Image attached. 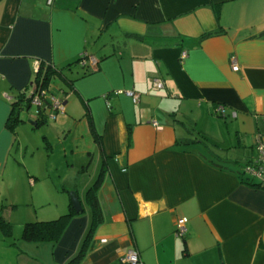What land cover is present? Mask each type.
<instances>
[{
  "label": "crops",
  "instance_id": "0c3cea01",
  "mask_svg": "<svg viewBox=\"0 0 264 264\" xmlns=\"http://www.w3.org/2000/svg\"><path fill=\"white\" fill-rule=\"evenodd\" d=\"M85 51L95 60L86 68L73 63ZM41 60L73 79L52 80L47 93L64 90V111L42 125L55 119L73 130L60 190H76L82 210L57 241L36 243L22 239L24 222L67 212V196L0 200V218L10 223L0 227V264H66L85 238L78 264H125L129 250L139 264H264V189L209 161L221 157L216 135L214 152L182 143L189 125L201 124L204 136L210 127L231 134L244 164L256 155L255 139H264V0H0V180L32 190L38 172L7 120L11 102L34 87ZM99 174L102 221L89 231L85 193Z\"/></svg>",
  "mask_w": 264,
  "mask_h": 264
},
{
  "label": "rangeland",
  "instance_id": "374dc122",
  "mask_svg": "<svg viewBox=\"0 0 264 264\" xmlns=\"http://www.w3.org/2000/svg\"><path fill=\"white\" fill-rule=\"evenodd\" d=\"M30 114L31 112L29 111H22L21 118H23L24 121L20 122L16 126L15 133L18 140L17 144L21 146L23 152L25 151L27 153V165L35 168L36 172H38L37 174L34 173L31 175H34L37 178L35 180H39V186L32 190L31 184H28V186L26 185V187L24 182L23 184L19 182L14 184L11 182H4L0 180V200H18L19 203L21 200L55 201L64 200V198L66 197H62L63 194L67 196V200H70L71 190H69V192H66L65 190H60V188L62 186L61 177H64L68 174V163H70V161L73 159L70 151H68V149L70 150V148L72 147L74 136L73 130H68L67 127L65 129L62 128V123L56 124L55 119L49 120L48 123L44 125L33 126L29 122ZM189 127L193 131V134H191L192 137L198 136V133H196L195 131H200V133H203L200 130L203 129L201 124H199L197 127H193V125H189ZM212 131L213 130H211L210 127V136H204L208 139L207 142L212 151H215L212 143L217 141L216 143H218L220 146L216 147L217 149H219L216 150V152L219 153L223 160H225V156L231 158L233 161L239 160L240 164L238 165L233 163L228 164L232 165V167L237 169L238 171L242 170L241 172L243 173L244 161L242 162L243 159L238 156V151L234 148H231V145H233L231 144V134H224L223 136H221L216 134V132L213 133ZM215 135L217 138H214L215 141H213L211 137H214ZM44 136H46V138L50 142L51 149L47 148V142L44 139ZM65 153L68 154L66 155ZM216 159L217 161H221L218 158ZM19 160L22 163V159ZM94 167L95 163L92 162L89 169L91 171L90 175L92 174V169ZM23 208H25L24 205H20L19 211H14V221L17 220L20 211L23 212Z\"/></svg>",
  "mask_w": 264,
  "mask_h": 264
},
{
  "label": "trees",
  "instance_id": "16d2710c",
  "mask_svg": "<svg viewBox=\"0 0 264 264\" xmlns=\"http://www.w3.org/2000/svg\"><path fill=\"white\" fill-rule=\"evenodd\" d=\"M88 58L89 55L85 51L82 52L77 60L73 63H80L84 68H86L89 65V62H87ZM64 69L65 68H57L52 63L44 62L43 60H41L38 70L35 72L33 86H42V88H45V90L49 91L50 84L55 77L60 78V80L65 83L71 84L73 82V79L68 77L66 72H64ZM61 91L62 92L60 96H55L52 93L48 94L47 96L41 95L39 103L36 104L32 102L34 93L33 88L30 89V91L25 90L24 92H22L17 99L11 102V112L7 120V126L9 127V129L14 132L16 126L20 122L24 121L23 118H21V113L24 110L31 112L30 119L34 122V126L42 125L44 122H46L50 113L57 110L53 107L51 96L59 97L60 101L64 102L65 95L63 94H65V92L64 90ZM195 132L198 133V136L192 137V135H190L189 138H185L184 140H182V143H201L208 151L213 152L207 142L208 139L204 137V134L200 133V131ZM191 134H193L192 130ZM96 138L98 140V143L101 144L98 136ZM105 159L106 158H104L103 160ZM218 159H220L221 161H217V159H209V161H211L213 165L219 166L224 169L230 168L227 163H233L237 165L239 163L238 160L233 161L228 158L223 160V158L218 157ZM84 169H86V167H82L81 170L84 172ZM82 171L78 172V177H80V175L83 173ZM241 171L242 170H236L239 176H241L242 181L250 186L262 188L257 179L253 178L251 175L245 174V172L242 173ZM100 180L101 176L99 174L95 181L86 189L85 193L87 203L92 215V224L89 231H91L96 224L102 221V212L97 197V189ZM76 214L77 212L74 210L73 205L70 202L67 212L60 214L56 218L47 220H30L24 222L21 237L26 241L36 243L57 241L69 220L73 217V215ZM0 227L3 229H8L10 228V223L2 217L0 218ZM86 245L87 238H85L83 246L79 249L78 253L73 256L66 264H78L85 253Z\"/></svg>",
  "mask_w": 264,
  "mask_h": 264
},
{
  "label": "built area",
  "instance_id": "2783aa9c",
  "mask_svg": "<svg viewBox=\"0 0 264 264\" xmlns=\"http://www.w3.org/2000/svg\"><path fill=\"white\" fill-rule=\"evenodd\" d=\"M48 3H51L52 0H47ZM89 64H95V60L92 57L88 58ZM238 64L234 61L232 64V69L237 70ZM155 88L163 87V83L159 80H155ZM34 93L32 97L33 103H39L40 96L45 95L47 96V90L42 88V86H34L33 87ZM119 92H125L129 96L133 97L134 101L138 100V95L131 91V90H119ZM51 100L53 102V107L57 110L64 111V102L60 101L59 97L51 96ZM218 113L223 112V106H217ZM157 127L156 121H153ZM254 148L256 150V155L248 162L243 165V171L245 174L251 175L253 178L257 179L260 186L264 189V139L257 136L254 142ZM186 231L185 221L184 219H179L177 223V230L176 233L179 235H183ZM105 240V239H104ZM103 240V241H104ZM122 261L125 264H139V258L135 250H129L122 256Z\"/></svg>",
  "mask_w": 264,
  "mask_h": 264
},
{
  "label": "water",
  "instance_id": "95a60500",
  "mask_svg": "<svg viewBox=\"0 0 264 264\" xmlns=\"http://www.w3.org/2000/svg\"><path fill=\"white\" fill-rule=\"evenodd\" d=\"M29 122L33 125L34 122L29 119ZM70 201L73 205L74 210L78 213L82 210V205H81V200L77 194L76 190H71L70 191Z\"/></svg>",
  "mask_w": 264,
  "mask_h": 264
}]
</instances>
